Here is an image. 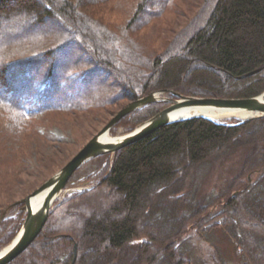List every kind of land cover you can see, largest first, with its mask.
Here are the masks:
<instances>
[{
    "label": "trees",
    "instance_id": "obj_1",
    "mask_svg": "<svg viewBox=\"0 0 264 264\" xmlns=\"http://www.w3.org/2000/svg\"><path fill=\"white\" fill-rule=\"evenodd\" d=\"M134 1L128 22L117 25L96 15L112 0H16V8L0 0V174L14 180L38 170L34 160L44 168L57 162L55 113L112 111L164 89L224 98L264 92V0H203L167 46L148 55L135 50L130 32L176 0ZM167 105L148 103L117 125L133 129ZM235 156L241 165L227 188L197 199L204 164ZM79 182L92 186L67 194L9 264H192L184 245L194 228H223L244 264H264V116L170 122L91 159L69 180ZM16 201L0 196V216ZM25 215L16 205L1 221L2 244Z\"/></svg>",
    "mask_w": 264,
    "mask_h": 264
},
{
    "label": "rangeland",
    "instance_id": "obj_2",
    "mask_svg": "<svg viewBox=\"0 0 264 264\" xmlns=\"http://www.w3.org/2000/svg\"><path fill=\"white\" fill-rule=\"evenodd\" d=\"M10 1V7L16 8V0ZM134 2V0H112V2L100 6L96 15L102 17L107 22H112L117 25L125 24L128 22L130 14L133 11L132 4ZM202 2L203 0H176V3H174L172 7L163 14V16L154 19L143 29L131 31L129 37L132 44L137 46L135 50L138 51L141 49L142 53L147 55L152 52L157 54L162 51L176 35V33L180 32L188 21L196 15ZM51 23L52 20L48 19L45 20L43 25H51ZM37 25V21L34 20L30 23V25L26 24L21 30L24 33L28 30H33V28H36ZM10 32L13 31L11 30ZM8 52L10 51H6L5 54ZM12 54L13 53L11 51V55ZM11 55H7L6 58H9ZM109 77L110 81L112 76ZM115 82L116 85H118V81ZM89 88H91L90 90L92 91V85H90ZM162 96L166 98H175L170 92H165ZM133 100L135 99L123 100L119 105H114V110H117L115 113H113L114 110L110 111L105 108L96 110L94 114L79 113L77 115L70 114L61 116L59 113H55L50 115L51 123H53V128L51 129L53 136L55 138L58 137L65 139H59V141L54 143L56 146L54 145L53 148L56 147L54 149L57 151L53 153L56 154L55 158H57V162H54L47 168H44L45 161H43V165H41L38 161L34 160V165H39V169L37 170L36 167V170L34 171H24L18 176H14V180L11 179L8 174H0V196L2 199L18 200L30 194L44 182L43 180L47 176L50 175L51 177L72 156H74L114 114ZM165 102H167L168 105L170 104L168 101ZM231 119L235 118L228 117L220 120L230 121ZM144 121L138 123L133 129L138 127ZM129 126L130 125H124L121 123L116 126L115 132H112V134L117 135L120 133L124 134L126 132H130L133 129H129ZM52 145L53 143H51V147ZM240 163L241 161L239 162V157L235 156L231 158L220 157L211 163L204 164L197 175L199 184L197 199H204L212 195L222 193L232 180L233 175L239 170V166L241 165ZM55 169L56 171L51 174ZM91 186L92 183L79 182L72 184L68 182V191H66L64 195L59 198V200H62L67 194L77 189ZM185 236L187 237V240L184 247L191 258L192 264H244L240 255L237 253L232 239L223 228H216L207 233H200L194 228ZM8 244H2L0 238V249L6 247Z\"/></svg>",
    "mask_w": 264,
    "mask_h": 264
},
{
    "label": "water",
    "instance_id": "obj_3",
    "mask_svg": "<svg viewBox=\"0 0 264 264\" xmlns=\"http://www.w3.org/2000/svg\"><path fill=\"white\" fill-rule=\"evenodd\" d=\"M253 72L244 75L248 76ZM165 92H172L177 98H166L162 96ZM168 101L170 104L145 120L138 127L130 132H126L115 140H105L103 136L110 132L118 122L130 112L151 102ZM183 106H210L216 108H230L248 112L247 117L232 115L230 117L246 121L251 118L264 116V92L262 94L248 98H224V97H199L184 95L171 89L154 91L139 97L114 114L109 121L74 155L72 156L55 174L44 181L39 187L34 189L27 196L18 199L11 204L0 216V223L10 210L20 205L21 210L26 211V217L21 229L11 242L0 253V264H9L20 253H22L40 234L44 228L52 210L60 203L59 198L68 191L67 184L73 173L91 159L106 153L114 154L121 147L153 132L159 127L173 121L186 119L194 116H204L212 120H218L206 114H193L185 117H174L172 112ZM45 193L39 206L35 207L32 198L38 193ZM59 200V201H58ZM58 201V202H57ZM57 202V204H56ZM56 204V205H55ZM77 256V245L75 246V259ZM75 262V260H74ZM73 262V264H74Z\"/></svg>",
    "mask_w": 264,
    "mask_h": 264
},
{
    "label": "bare ground",
    "instance_id": "obj_4",
    "mask_svg": "<svg viewBox=\"0 0 264 264\" xmlns=\"http://www.w3.org/2000/svg\"><path fill=\"white\" fill-rule=\"evenodd\" d=\"M193 114H206L210 117H213L215 119H225L232 115H238L241 117H247L249 115L248 112L240 111L237 109H230V108H216V107H210V106H183L180 107L172 112V116L174 117H185ZM123 135L122 133L113 135L112 129L110 132L106 133L103 136V139L105 140H115L118 137ZM45 193H38L32 198V202L35 207L39 206L42 202V199L44 198ZM5 250V247L0 249V253H2Z\"/></svg>",
    "mask_w": 264,
    "mask_h": 264
}]
</instances>
